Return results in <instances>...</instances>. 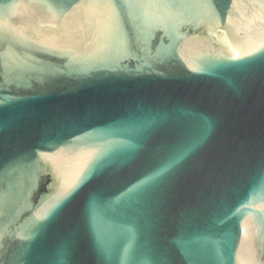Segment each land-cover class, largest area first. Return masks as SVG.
I'll return each instance as SVG.
<instances>
[{"label":"water","instance_id":"water-1","mask_svg":"<svg viewBox=\"0 0 264 264\" xmlns=\"http://www.w3.org/2000/svg\"><path fill=\"white\" fill-rule=\"evenodd\" d=\"M0 264H264V0H0Z\"/></svg>","mask_w":264,"mask_h":264}]
</instances>
